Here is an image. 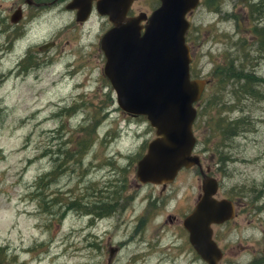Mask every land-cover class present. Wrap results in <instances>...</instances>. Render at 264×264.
I'll return each mask as SVG.
<instances>
[{
	"label": "rangeland",
	"instance_id": "1",
	"mask_svg": "<svg viewBox=\"0 0 264 264\" xmlns=\"http://www.w3.org/2000/svg\"><path fill=\"white\" fill-rule=\"evenodd\" d=\"M261 1L201 0L188 16L192 77L211 82L195 105L194 135L203 169L210 164L220 182L217 197L237 210L213 226L222 264H264V53L251 33L264 28V15L253 20L248 7ZM159 6L139 0L133 11ZM69 22L51 19L36 35L51 42L50 31ZM100 28L94 19L89 33L70 30L75 41L46 53L36 39L0 54V264H184L169 260L175 234L165 220L194 209L202 176L183 170L166 191L137 181L155 130L119 107L95 38ZM29 48L33 60L16 69ZM231 63L256 78L252 95L245 81L220 82ZM194 264H206L196 251Z\"/></svg>",
	"mask_w": 264,
	"mask_h": 264
},
{
	"label": "water",
	"instance_id": "2",
	"mask_svg": "<svg viewBox=\"0 0 264 264\" xmlns=\"http://www.w3.org/2000/svg\"><path fill=\"white\" fill-rule=\"evenodd\" d=\"M136 1L97 0L99 13L113 23L101 41L104 74L119 107L132 116L145 117L156 133L137 163L136 177L141 184L166 188L183 168L202 170V194L184 226L198 255L207 264H221L224 253L213 226L233 220L237 210L232 200L217 198L218 179L203 172L201 158L194 154L195 105L210 81L192 77L186 35L191 27L188 16L201 0H159L160 6L150 15L128 18ZM53 47L49 43L42 50ZM114 251H110L112 256Z\"/></svg>",
	"mask_w": 264,
	"mask_h": 264
},
{
	"label": "flooded vegetation",
	"instance_id": "3",
	"mask_svg": "<svg viewBox=\"0 0 264 264\" xmlns=\"http://www.w3.org/2000/svg\"><path fill=\"white\" fill-rule=\"evenodd\" d=\"M2 1H8L7 3H3V2L0 3V38L2 39V43L0 44V54H2V56L3 55L11 56L14 53L17 44L22 42L31 43L36 39H40L43 41V45L40 46L39 50L41 52L46 53L48 51H43L42 47L49 43L54 44L55 47L60 43L68 44L71 41H75L76 40L75 37H73L72 35L70 36L68 35V31L70 30L76 31L80 29L82 33H89L91 29V24L94 21V19H96L97 21H99V23H101L100 30L95 33V38L98 40V44L100 45L103 36L107 33L109 29L113 27V24L111 23L109 18L107 16H102L99 13L97 0H2ZM134 4L132 5L127 15L128 18L135 17L140 13H146V12H140L139 14L135 13L133 11ZM147 14L150 15L151 13L150 14L147 13ZM63 15H67L70 19V22L64 23L57 30H52V32L50 31V33H52L55 36V38L51 39V42H47L46 41L47 38L45 37H40L36 35V32L39 29H41L42 27L41 25L48 24L51 21V19H56ZM142 24H145V22H143ZM105 27L108 28L106 29ZM65 35L69 39L63 41V39L66 37ZM23 55H24L23 60L21 63L17 65L16 69L23 70L24 66H26L28 62H31L33 60L30 52V48ZM102 60L104 59L102 58ZM10 71L12 72V70ZM199 127L200 126H198V124H196L195 122L193 125L194 132L198 130ZM195 154L201 157L202 159V152L198 150L197 144L195 147ZM193 168L182 169L181 171L183 170L188 171ZM197 168L199 169V172L202 176V170L199 167ZM203 172L208 176L214 177L213 168L212 166H210V164L206 166L205 170L203 169ZM126 181L127 180L123 178L120 182L121 184H123V188L127 187ZM167 187L166 188L162 187L163 191H166ZM115 200H118V206H120L119 201L125 199H123L122 196H117ZM126 200H135V197L131 196ZM190 213L187 214L183 212L177 215L166 217L165 222L166 223L170 222L171 226H173L174 228L173 232L175 234V240H171L169 242V245H171L169 251H172L171 255L173 256L172 257L168 256V257L172 263H179L181 261L184 264L195 263V248L190 242V234L184 226L185 220ZM146 216H148V214ZM180 241L183 242L181 247H179Z\"/></svg>",
	"mask_w": 264,
	"mask_h": 264
},
{
	"label": "trees",
	"instance_id": "4",
	"mask_svg": "<svg viewBox=\"0 0 264 264\" xmlns=\"http://www.w3.org/2000/svg\"><path fill=\"white\" fill-rule=\"evenodd\" d=\"M251 3L252 2H249L248 7H249V14L253 20L256 17H261L262 15H264V2L263 1H261V3L256 4V5L251 4ZM251 33H253L252 34L253 39H256V43H257V50L256 51L264 53V28H261V27L259 28L258 26L255 25L252 28ZM227 67H228V69L225 70V74H223L220 77V82L222 84L224 83V85H227L230 81H236L238 83L245 81L244 84H241V88L244 90L245 94L252 95L253 94L252 82H253V80H256V78L252 79L251 75H249V74L245 75L244 69H242L240 71H236L234 69L233 63H231V65L227 66ZM219 69H221V67L216 68V70H219ZM235 123H237V122H235ZM226 132H227V135L229 136V138H231V137L233 138L237 135V132L234 133L233 129L232 130H226ZM108 213L112 214L114 212H113V210H110V211H107V214ZM100 215H102V214L100 213ZM0 251H2L1 248H0Z\"/></svg>",
	"mask_w": 264,
	"mask_h": 264
},
{
	"label": "bare ground",
	"instance_id": "5",
	"mask_svg": "<svg viewBox=\"0 0 264 264\" xmlns=\"http://www.w3.org/2000/svg\"><path fill=\"white\" fill-rule=\"evenodd\" d=\"M89 153V152H88Z\"/></svg>",
	"mask_w": 264,
	"mask_h": 264
}]
</instances>
